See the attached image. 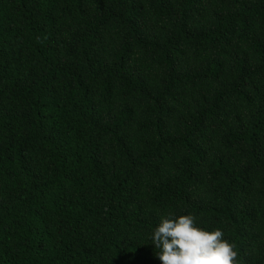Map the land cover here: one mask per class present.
<instances>
[{
	"label": "trees",
	"instance_id": "trees-1",
	"mask_svg": "<svg viewBox=\"0 0 264 264\" xmlns=\"http://www.w3.org/2000/svg\"><path fill=\"white\" fill-rule=\"evenodd\" d=\"M169 214L264 264V0H0V264H160Z\"/></svg>",
	"mask_w": 264,
	"mask_h": 264
},
{
	"label": "clouds",
	"instance_id": "clouds-1",
	"mask_svg": "<svg viewBox=\"0 0 264 264\" xmlns=\"http://www.w3.org/2000/svg\"><path fill=\"white\" fill-rule=\"evenodd\" d=\"M150 239L160 264H237L236 245L221 229L197 227L191 214L162 217Z\"/></svg>",
	"mask_w": 264,
	"mask_h": 264
}]
</instances>
